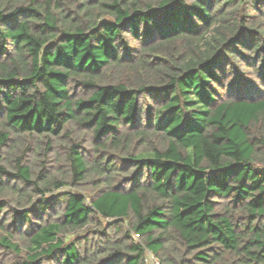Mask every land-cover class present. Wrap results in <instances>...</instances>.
Here are the masks:
<instances>
[{
	"label": "trees",
	"instance_id": "obj_1",
	"mask_svg": "<svg viewBox=\"0 0 264 264\" xmlns=\"http://www.w3.org/2000/svg\"><path fill=\"white\" fill-rule=\"evenodd\" d=\"M264 264V0H0V264Z\"/></svg>",
	"mask_w": 264,
	"mask_h": 264
},
{
	"label": "built area",
	"instance_id": "obj_2",
	"mask_svg": "<svg viewBox=\"0 0 264 264\" xmlns=\"http://www.w3.org/2000/svg\"><path fill=\"white\" fill-rule=\"evenodd\" d=\"M146 262H147V264H159V260L149 250L147 251V254H146Z\"/></svg>",
	"mask_w": 264,
	"mask_h": 264
}]
</instances>
